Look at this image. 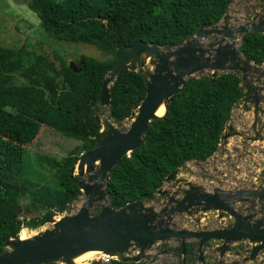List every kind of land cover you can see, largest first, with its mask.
Wrapping results in <instances>:
<instances>
[{
    "label": "trees",
    "instance_id": "obj_1",
    "mask_svg": "<svg viewBox=\"0 0 264 264\" xmlns=\"http://www.w3.org/2000/svg\"><path fill=\"white\" fill-rule=\"evenodd\" d=\"M234 1L30 0L29 9L41 21L43 33L58 43L53 45L54 60L35 53L30 42L20 48L0 45V254L24 229L45 227L70 213L84 196L81 179L71 169L96 147L102 127L94 111L100 117L104 80L124 51L140 41L166 49L181 46L200 28L219 24ZM64 42L96 47L111 58L81 56L71 68L60 56ZM239 50L263 65L264 34H246ZM146 93L133 62L111 88L108 119L121 125ZM244 96L241 78L234 73L189 79L185 91L167 102L165 116L150 123L146 144L112 170L107 184L111 207L155 201L174 170L213 157ZM43 127L80 144L60 160L37 156L35 169L27 147ZM44 172L52 176L51 182H45ZM33 213L39 215L24 217Z\"/></svg>",
    "mask_w": 264,
    "mask_h": 264
},
{
    "label": "water",
    "instance_id": "obj_2",
    "mask_svg": "<svg viewBox=\"0 0 264 264\" xmlns=\"http://www.w3.org/2000/svg\"><path fill=\"white\" fill-rule=\"evenodd\" d=\"M217 25L200 28L191 41L188 38L183 45L172 49L140 41L124 51L104 80L99 106H111L112 86L121 72L136 62L137 73L144 79L147 93L127 119L131 122L130 128L122 132L112 120H103L94 111L96 121L102 127L95 137L96 147L83 154L71 169L72 175L76 176L77 171L81 179L79 186L86 200L77 212L72 209L70 213L53 219V229L28 240L19 237L7 241L5 251L0 254V264H74V258L87 252H100L124 263L148 261L155 264V255H149L148 252L154 251L156 244L171 239L181 240L185 259L186 242L191 239L200 240L202 248L208 241L222 242L219 249L222 256L233 251V243L248 240L257 244L249 257L244 259L245 263L254 261L264 251V217L252 225L247 222L252 217L239 215L233 208L235 204L248 203L250 198L258 199L264 206V188L234 195L209 194L184 178H179L181 171L186 170L176 169L165 182L171 185L170 190L161 188L157 193L168 199L167 206L161 210H156L151 205L152 201L134 202L117 210L111 207L109 201L107 184L112 170L121 164L124 157H129L146 144L150 123L163 118L156 115L159 108L164 105L166 114L167 102L183 93L187 81L201 73L210 71L213 79L224 73L237 74L245 93L244 111L252 114L249 130L241 133L228 124L221 143L228 145V140L234 137L249 142H264V64L257 65L245 58L237 46L238 41H244L246 34H264V18L255 15L252 22L233 30H220ZM213 35L217 37L206 46V39ZM198 37L201 38L200 42H196ZM70 67H75V64L71 63ZM179 185L189 189L181 188L173 192ZM178 196L179 200L176 199ZM95 208L99 212L94 213ZM197 208L203 213L214 210L230 214L235 224L223 230H176L174 218L183 213L198 215ZM262 211L264 213V208ZM203 260L201 253L200 261Z\"/></svg>",
    "mask_w": 264,
    "mask_h": 264
},
{
    "label": "rangeland",
    "instance_id": "obj_3",
    "mask_svg": "<svg viewBox=\"0 0 264 264\" xmlns=\"http://www.w3.org/2000/svg\"><path fill=\"white\" fill-rule=\"evenodd\" d=\"M30 0H0V45L13 46L20 48L27 43H32L34 51L40 55H47L54 60L55 51L53 45L58 43L56 40L50 38L43 33L41 21L37 18L36 14L29 9ZM259 15L264 18V1L263 0H235L230 6L229 11L226 13L222 21L217 25V28L222 29H236L241 25L252 22V17ZM217 36L213 35L206 39L205 45L213 42ZM241 39V36L239 37ZM192 38H190V41ZM201 38L198 37L196 42H200ZM241 41L237 42V46L240 47ZM61 50V52H60ZM60 56L68 62V64L76 63L77 59L81 56H88L100 61H107L111 58L104 54L96 47L86 44H74V43H60L59 46ZM153 69V68H152ZM210 71L197 75L208 76ZM252 115V114H250ZM250 115L244 111L243 102L237 105L232 113L230 125L238 128V131L244 133L245 130L251 125ZM100 117L103 120L108 118V108L102 107ZM248 119V120H247ZM104 122V121H103ZM131 122L124 121L121 125H116L122 132H126L130 128ZM244 139L240 137L230 138L228 145L220 144L219 150L216 154L206 162L189 163L186 167L181 169L179 178H184L185 181L191 183L196 187L202 188L209 194H229L234 195L242 192L243 188H255L257 186L264 185V143H248L244 147ZM80 142L69 140L62 137L54 130L43 127L38 138L27 147L28 155L34 165V168H38L36 157L37 156H49L56 159H63L68 153L73 150ZM29 159L27 158V161ZM30 167V166H29ZM77 176V171H76ZM46 177L45 182H51L52 176L49 173L44 172ZM36 178V175H33ZM87 177V176H86ZM175 186V185H174ZM184 185H179L176 189H189V187L183 188ZM171 185L165 183V190H170ZM182 188V189H181ZM262 188V187H261ZM249 190V189H248ZM246 191V190H245ZM174 197L173 193L171 194ZM177 200L180 197H176ZM86 198L82 196L77 202L74 203L73 210L77 212L84 203ZM168 204V199L157 195L155 201H152L151 205L156 210H161ZM256 209L258 216H263L262 208L258 202L255 206L252 204L236 205V209L240 213H246L249 209ZM198 215L195 213L191 216L183 213L178 214L174 218V224L176 230H217L225 228V225H231L233 218H228V221L224 218H220L222 211H209L203 213L200 209ZM94 213L99 212L98 208H95ZM250 212V211H249ZM39 214L33 213L32 215H26L24 217L30 218L38 216ZM62 217V216H61ZM60 218V217H57ZM262 218V217H261ZM199 224V225H198ZM54 224L50 223L45 227L32 231L24 229L21 233L27 236V238H33L46 230L53 229ZM191 241V242H190ZM194 243L195 240H188L187 243ZM213 246L220 244L219 241H209ZM257 244H252L248 240L236 242L231 244L232 249H244L254 247ZM10 250V248H7ZM248 250V249H247ZM147 254V253H146ZM149 255H155V251L148 252ZM147 254V255H148ZM243 256H249V254H242L241 258H237L234 253L227 255L222 264H264V251L255 258L253 262H244ZM102 257L98 256L94 261H101ZM155 264L158 260L155 258ZM161 264H176L175 260L166 257L159 262ZM63 264V263H58Z\"/></svg>",
    "mask_w": 264,
    "mask_h": 264
},
{
    "label": "flooded vegetation",
    "instance_id": "obj_4",
    "mask_svg": "<svg viewBox=\"0 0 264 264\" xmlns=\"http://www.w3.org/2000/svg\"><path fill=\"white\" fill-rule=\"evenodd\" d=\"M248 143H252L253 144V143H256V142H249V141L245 140L244 141V144H245L244 147ZM263 187H264V185L257 186L255 188H243L244 189L243 191L248 190V189L249 190H261V189H263ZM252 200H255L256 202L252 201ZM253 202H255V204H253ZM257 202L259 203L258 199L250 198L248 203H242V204H252L253 206H255ZM236 205L237 204H235L233 208L236 210V212L239 215H242L244 217H246V216L252 217L251 220L247 221L248 223H250L252 225L254 223L259 222V220H261L263 218V216H258V214L256 212V209H251V208L249 209L250 212L248 211L246 213H242L241 214L240 211H238L236 209ZM260 205H262V204H260ZM262 213H263V211H262ZM220 218H224V219H226V221H228V218L231 219L233 217L230 214L223 213V214L220 215ZM234 224H235V219H234V221H232L231 225H225L224 224L225 228L217 229V230L230 229V228H232L234 226ZM182 230H184V229H182ZM198 231H207V230H195L194 232H198ZM191 240H195V242L194 243H190L191 241L189 243L186 242L187 243L186 244V256H187L186 261L189 264H222V262H223L225 257L221 255V252L219 250L221 244L213 246L208 241V242H206L204 244V246L202 248L201 244H200V240H197V239H191ZM247 249H244V251L242 250V253H241L240 252L241 251L240 248H238V249L235 248V249H233L232 253H234L235 256L240 259L242 254H245L246 252H249L250 250H252L250 248H247ZM156 253L158 254V256L156 258L169 257V258H171L173 260L179 259L180 255L183 254L182 253L181 240L176 239L174 241L169 242L166 246L165 245L164 246H158L156 248ZM201 253H203V258H204L203 261H200ZM228 264H230V263L228 262ZM236 264H240V263L237 262Z\"/></svg>",
    "mask_w": 264,
    "mask_h": 264
},
{
    "label": "bare ground",
    "instance_id": "obj_5",
    "mask_svg": "<svg viewBox=\"0 0 264 264\" xmlns=\"http://www.w3.org/2000/svg\"><path fill=\"white\" fill-rule=\"evenodd\" d=\"M227 29H230V28H227ZM231 30H233V29H231ZM156 115L158 117H164L165 116V106L164 105L159 108ZM107 119L108 118H106V120ZM20 238H21V240H28L27 236H25L24 234H22V236H20ZM98 256H104V255L100 252H87V253L81 254L78 257L74 258L73 263L74 264H88V263L93 262Z\"/></svg>",
    "mask_w": 264,
    "mask_h": 264
},
{
    "label": "built area",
    "instance_id": "obj_6",
    "mask_svg": "<svg viewBox=\"0 0 264 264\" xmlns=\"http://www.w3.org/2000/svg\"><path fill=\"white\" fill-rule=\"evenodd\" d=\"M158 246H161V244H157V245L154 247L155 258L158 256V254L156 253V248H157ZM134 252H135L136 255L138 254V252H136V251H134ZM163 258H165V257H159V258H156V259L158 260L157 264H161V263H159V262H161V260H162ZM149 259H151V258H149ZM186 259H187V258H186ZM186 259H185V256H183V255L181 254L180 257H179V259L175 260V262H176V264H189V263L186 261ZM111 260H113V258L108 257V256H104V257H102V260H101V261L103 262V264H109ZM144 260H145V259H144Z\"/></svg>",
    "mask_w": 264,
    "mask_h": 264
},
{
    "label": "clouds",
    "instance_id": "obj_7",
    "mask_svg": "<svg viewBox=\"0 0 264 264\" xmlns=\"http://www.w3.org/2000/svg\"><path fill=\"white\" fill-rule=\"evenodd\" d=\"M251 123V122H250ZM251 127V125L249 126V128ZM249 128L247 129V130H249ZM237 130H238V128H237ZM247 130H245V131H247ZM252 137L254 136V135H251ZM264 143V142H263ZM181 169V168H180ZM179 177V176H178ZM165 185V184H164ZM164 187V186H163ZM162 187V188H163ZM264 188V187H263ZM174 240H176V239H171L170 241H168V242H165V243H159V244H161V246H166L169 242H171V241H174ZM221 245H222V242L220 243ZM157 245V244H156ZM155 245V246H156ZM220 245V246H221ZM154 246V247H155ZM231 249H232V247H231ZM251 251V250H250ZM250 251L249 252H246L245 254H249L250 255ZM231 253H232V251H231ZM230 254V252H227L226 254H225V256L224 257H226L227 255H229ZM244 257V259L247 257V256H243ZM249 257V256H248ZM186 258H187V256H186ZM154 260H155V258H154ZM249 262H253V261H249ZM248 263V262H247Z\"/></svg>",
    "mask_w": 264,
    "mask_h": 264
}]
</instances>
